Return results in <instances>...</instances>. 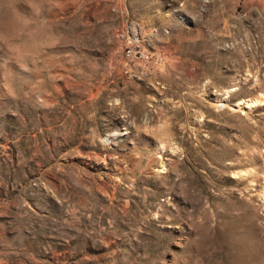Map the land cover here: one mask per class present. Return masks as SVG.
I'll return each instance as SVG.
<instances>
[{"label": "rangeland", "instance_id": "1", "mask_svg": "<svg viewBox=\"0 0 264 264\" xmlns=\"http://www.w3.org/2000/svg\"><path fill=\"white\" fill-rule=\"evenodd\" d=\"M263 95L264 0H0V264H264Z\"/></svg>", "mask_w": 264, "mask_h": 264}, {"label": "built area", "instance_id": "2", "mask_svg": "<svg viewBox=\"0 0 264 264\" xmlns=\"http://www.w3.org/2000/svg\"><path fill=\"white\" fill-rule=\"evenodd\" d=\"M116 37L121 41L130 42V45L125 47L124 53L129 60L135 59L148 61L152 56L150 51L140 43L136 31H133V33L130 32V37L129 35L126 36L123 32H118L116 33Z\"/></svg>", "mask_w": 264, "mask_h": 264}, {"label": "bare ground", "instance_id": "3", "mask_svg": "<svg viewBox=\"0 0 264 264\" xmlns=\"http://www.w3.org/2000/svg\"><path fill=\"white\" fill-rule=\"evenodd\" d=\"M263 99H264V95L261 97H257V98H253V99L243 101L240 104H238V108L242 109V110H246V111L252 110V108H255V106L260 104ZM220 106L223 107L224 104L221 103Z\"/></svg>", "mask_w": 264, "mask_h": 264}]
</instances>
